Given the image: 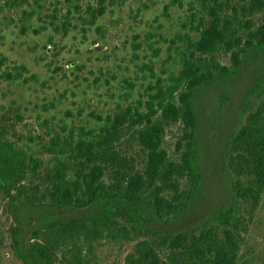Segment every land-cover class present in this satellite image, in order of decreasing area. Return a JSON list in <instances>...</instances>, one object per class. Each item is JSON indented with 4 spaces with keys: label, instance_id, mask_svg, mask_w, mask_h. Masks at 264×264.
I'll list each match as a JSON object with an SVG mask.
<instances>
[{
    "label": "trees",
    "instance_id": "1",
    "mask_svg": "<svg viewBox=\"0 0 264 264\" xmlns=\"http://www.w3.org/2000/svg\"><path fill=\"white\" fill-rule=\"evenodd\" d=\"M103 1L87 8L90 25L104 13ZM191 7L192 32L183 34L176 50L178 70L167 83L150 87L143 102L117 107L95 128L54 131L35 153L15 146L0 126V194L29 202L39 196L43 209L82 212L76 220L50 221L54 244L110 233L135 239L124 264H242L247 221L264 195V76L243 99L244 120L226 152L244 214L232 201L196 225L172 227L193 209L206 184L197 156L196 95L234 75L247 57L264 55V0H196ZM26 73L15 66L0 78L25 82ZM13 109L7 112L20 119ZM172 127L181 135L170 151L164 144ZM33 247L43 264H56L45 247Z\"/></svg>",
    "mask_w": 264,
    "mask_h": 264
},
{
    "label": "rangeland",
    "instance_id": "2",
    "mask_svg": "<svg viewBox=\"0 0 264 264\" xmlns=\"http://www.w3.org/2000/svg\"><path fill=\"white\" fill-rule=\"evenodd\" d=\"M96 2H0V74L15 66L28 70L25 82L0 78V126L15 146L35 153L40 141L46 143L61 128L74 133L80 126L95 128L117 107L143 102L150 87L167 83L178 70L176 50L183 34L192 32L187 16L196 0H104V13L90 25L87 8ZM220 62L229 67L227 56H220ZM263 76L264 55L247 57L234 75L196 95L197 156L206 184L193 209L173 229L196 225L232 201L244 214L245 204L234 195L232 174L225 166L226 152L230 136L244 120L243 99ZM9 108L21 118L7 112ZM180 135L172 127L166 148L173 150ZM42 202L39 196L29 202L0 194V264H43L35 242L56 264H124L135 239L103 233L54 244L50 221L76 220L82 212L43 209ZM247 229L238 261L264 264V195Z\"/></svg>",
    "mask_w": 264,
    "mask_h": 264
}]
</instances>
